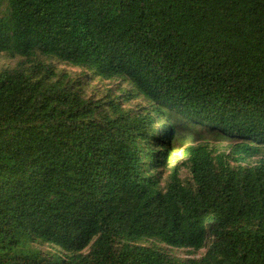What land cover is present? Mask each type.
I'll return each mask as SVG.
<instances>
[{
    "label": "trees",
    "instance_id": "trees-1",
    "mask_svg": "<svg viewBox=\"0 0 264 264\" xmlns=\"http://www.w3.org/2000/svg\"><path fill=\"white\" fill-rule=\"evenodd\" d=\"M0 54V264H264V0H0ZM173 115L232 146L161 187Z\"/></svg>",
    "mask_w": 264,
    "mask_h": 264
},
{
    "label": "rangeland",
    "instance_id": "rangeland-1",
    "mask_svg": "<svg viewBox=\"0 0 264 264\" xmlns=\"http://www.w3.org/2000/svg\"><path fill=\"white\" fill-rule=\"evenodd\" d=\"M2 13H5V8L1 9ZM20 59H11L6 57L4 54H0V69L6 67H13L17 61ZM60 69H65L68 72H80L79 69H74L70 67H59ZM96 87L98 90H107L111 88L108 82L101 83L99 81L89 82V89L86 91L87 95H92V88ZM124 87V86H123ZM126 87V85H125ZM149 102L142 96L134 97L131 101L130 107L133 105H137L138 108L142 107L147 109ZM174 120V133L169 142L168 147V155L163 160V164L160 165L157 169L158 180L161 183V187L166 184V182L170 179L173 174L180 180H190V165L188 162V156L185 153L188 147H197V146H205L211 153L212 156H218L220 154H230L231 152V144L228 143L227 140L223 139L220 136H216L215 134H210L203 132L198 127L185 124L178 116L173 115ZM162 122L156 123L153 128L155 133L160 135L162 132ZM155 138V137H154ZM158 155V154H157ZM264 157V149L261 150L260 154L251 159H245L244 162H241L243 166H254L259 160ZM235 164L231 162V166ZM145 246H150L151 243H145ZM163 249H166L164 246H161ZM45 253L49 252L50 254L53 251H57V249L51 247H40ZM169 250V249H168ZM172 255L176 256L180 259L185 258H194L198 259L203 256L205 250L201 251L195 255H188L183 250H169ZM17 252V251H16Z\"/></svg>",
    "mask_w": 264,
    "mask_h": 264
}]
</instances>
